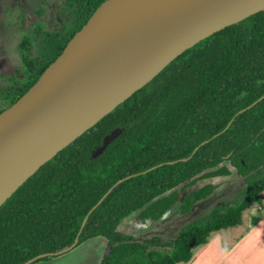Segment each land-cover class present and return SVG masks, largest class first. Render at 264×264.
<instances>
[{"label": "trees", "instance_id": "1", "mask_svg": "<svg viewBox=\"0 0 264 264\" xmlns=\"http://www.w3.org/2000/svg\"><path fill=\"white\" fill-rule=\"evenodd\" d=\"M104 1L66 0L69 26L45 38L52 52L44 54L38 69L24 59L29 73L12 88L10 106ZM21 45L28 49L30 38ZM263 96L264 11L186 51L22 185L0 208V264H24L71 247L91 209L120 180L88 216L77 247L106 239L99 264L190 262L193 249L207 244L212 233L241 226L245 211L264 207V100L239 114ZM117 129L122 134L93 157ZM227 163L244 182L235 198L217 203L171 237L135 238L119 231L134 213L142 221H159L176 205L181 215L193 211L218 187L208 184L184 195L186 190L231 176Z\"/></svg>", "mask_w": 264, "mask_h": 264}, {"label": "water", "instance_id": "2", "mask_svg": "<svg viewBox=\"0 0 264 264\" xmlns=\"http://www.w3.org/2000/svg\"><path fill=\"white\" fill-rule=\"evenodd\" d=\"M263 11L264 0H105L30 90L0 113V208L44 165L186 51ZM122 132L106 136L93 157ZM88 216L71 247L24 264L74 250Z\"/></svg>", "mask_w": 264, "mask_h": 264}, {"label": "rangeland", "instance_id": "3", "mask_svg": "<svg viewBox=\"0 0 264 264\" xmlns=\"http://www.w3.org/2000/svg\"><path fill=\"white\" fill-rule=\"evenodd\" d=\"M70 19V9L66 0H0V112L9 108L13 99L12 96H8V92L21 83L29 73L24 59L33 61L38 69L43 62L44 54L49 53L47 51L52 52L51 42L45 38L63 31L65 25L69 26ZM26 38H30L28 49L22 48L21 45ZM226 165L233 172L231 176L206 179L186 190L184 195L208 184H215L218 187L211 198L199 202L193 211L181 215L176 205L159 221H142L139 213H134L123 221L119 231L135 238L151 235L171 237L187 223L208 214L217 203L235 198L244 187V182L230 164ZM258 208L260 210H256ZM253 209L256 211L252 212ZM249 210L243 214L244 221L246 219V223L249 224L256 218L258 227L244 244L236 248L231 258L222 263L218 260L220 253L214 245H218L221 240L211 235L209 240L212 238V248L207 250L201 246L196 247L197 262L194 263L264 264V207L253 206ZM107 248V240L100 237L87 241L69 253L50 257L47 261L39 260L34 264H99Z\"/></svg>", "mask_w": 264, "mask_h": 264}, {"label": "crops", "instance_id": "4", "mask_svg": "<svg viewBox=\"0 0 264 264\" xmlns=\"http://www.w3.org/2000/svg\"><path fill=\"white\" fill-rule=\"evenodd\" d=\"M252 209V208H251ZM256 210H260L259 208ZM256 210H252V212H255ZM249 212H251L249 210ZM250 214V213H249ZM253 214V213H251ZM253 216V215H252ZM250 216V217H252ZM245 218V217H244ZM258 227V223L256 222V218L251 220L249 224L246 223V219L243 222L241 226L235 227V228H230L228 230H221L216 234H211L213 237H216L217 239L221 240L219 241L220 243L218 245H214V248L217 249L220 253L218 256V260L222 263L225 260L229 259L232 257L234 254V251L236 248L244 244L246 240L251 236L252 232ZM211 240L205 245H202V249H207L210 250L212 248L211 245ZM221 247H224L222 250ZM200 248V250H201ZM195 250L196 248L193 249V257L190 262L188 263H180V264H195L197 261H195ZM194 260V261H193ZM195 262V263H194ZM215 264V263H214ZM218 264V263H216Z\"/></svg>", "mask_w": 264, "mask_h": 264}, {"label": "flooded vegetation", "instance_id": "5", "mask_svg": "<svg viewBox=\"0 0 264 264\" xmlns=\"http://www.w3.org/2000/svg\"><path fill=\"white\" fill-rule=\"evenodd\" d=\"M67 44H68V43H67ZM17 85H20V83H18ZM8 93H9V95H8V96H10V92H8ZM4 110H5V109H4ZM4 110H2L1 112H3ZM1 112H0V113H1Z\"/></svg>", "mask_w": 264, "mask_h": 264}]
</instances>
